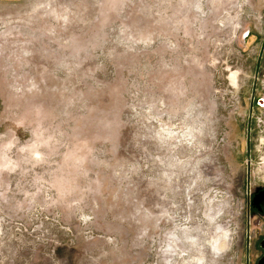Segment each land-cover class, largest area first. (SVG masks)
I'll return each instance as SVG.
<instances>
[{"label":"rangeland","instance_id":"obj_1","mask_svg":"<svg viewBox=\"0 0 264 264\" xmlns=\"http://www.w3.org/2000/svg\"><path fill=\"white\" fill-rule=\"evenodd\" d=\"M264 0H0V264H258Z\"/></svg>","mask_w":264,"mask_h":264},{"label":"water","instance_id":"obj_2","mask_svg":"<svg viewBox=\"0 0 264 264\" xmlns=\"http://www.w3.org/2000/svg\"><path fill=\"white\" fill-rule=\"evenodd\" d=\"M252 203L258 209H262L264 205V188L260 189V191L254 195ZM260 245L264 250V238L261 240ZM258 264H264V254L259 258Z\"/></svg>","mask_w":264,"mask_h":264},{"label":"flooded vegetation","instance_id":"obj_3","mask_svg":"<svg viewBox=\"0 0 264 264\" xmlns=\"http://www.w3.org/2000/svg\"><path fill=\"white\" fill-rule=\"evenodd\" d=\"M264 188V187H263ZM260 191V190H259ZM262 208H264V205L262 206Z\"/></svg>","mask_w":264,"mask_h":264}]
</instances>
